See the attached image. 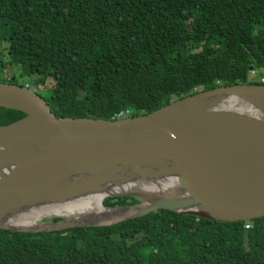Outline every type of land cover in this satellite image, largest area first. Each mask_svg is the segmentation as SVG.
<instances>
[{"label": "trees", "instance_id": "trees-1", "mask_svg": "<svg viewBox=\"0 0 264 264\" xmlns=\"http://www.w3.org/2000/svg\"><path fill=\"white\" fill-rule=\"evenodd\" d=\"M252 71L264 73V0H0V82L27 76L58 116L145 115L199 91L262 84ZM23 116L0 107V125ZM0 264H264V217L162 209L112 225L0 228Z\"/></svg>", "mask_w": 264, "mask_h": 264}, {"label": "water", "instance_id": "water-1", "mask_svg": "<svg viewBox=\"0 0 264 264\" xmlns=\"http://www.w3.org/2000/svg\"><path fill=\"white\" fill-rule=\"evenodd\" d=\"M262 91L264 84L220 86L174 100L145 115L104 120L58 116L36 89L0 82V107L25 113L0 125V218L18 206L60 201L99 167L124 160L134 161L131 166L137 168L135 162L145 156L180 175L183 181L176 197L104 225L162 209L226 223L262 218L264 108L253 101ZM226 94L243 96L258 119H243L233 113L219 116L213 111L203 115L180 108ZM125 195L143 199L133 194L115 196ZM141 204L105 206L119 209ZM0 228L24 232L58 229Z\"/></svg>", "mask_w": 264, "mask_h": 264}, {"label": "bare ground", "instance_id": "bare-ground-1", "mask_svg": "<svg viewBox=\"0 0 264 264\" xmlns=\"http://www.w3.org/2000/svg\"><path fill=\"white\" fill-rule=\"evenodd\" d=\"M226 95L220 99L218 96L188 103L180 108L195 113L213 108V113L219 116L233 113L243 119H258L252 113L249 101L236 95ZM223 99L227 101L223 103ZM253 101L257 106L264 108V91L255 95ZM133 162L118 160L106 167H99L77 190L60 201L18 206L0 218V225L26 230L104 225L127 216H136L155 204L176 197L183 179L174 169L160 164L150 156L137 160L135 162L137 168H132ZM116 194H133L142 197L145 202L135 207L106 208L105 198ZM177 209L181 210V207L178 206ZM44 217H62L64 221L55 224L50 221L45 222Z\"/></svg>", "mask_w": 264, "mask_h": 264}, {"label": "rangeland", "instance_id": "rangeland-1", "mask_svg": "<svg viewBox=\"0 0 264 264\" xmlns=\"http://www.w3.org/2000/svg\"><path fill=\"white\" fill-rule=\"evenodd\" d=\"M7 71V74L9 75V77L11 76V72L10 71H8V70H6ZM22 82H24V83H26V84H28V86L31 84V82L28 80V77L27 76H22V75H19V73H16L15 74ZM260 77H261V75H260V72H259V74H252L251 75V78H254L253 80H260ZM31 88H33V87H31ZM40 90H42L43 92V94L44 95H47V94H49V92L47 93L46 91H48V90H45V89H43V88H39ZM45 90V91H44ZM238 97H240V98H242V99H244L245 100V98L243 97V96H238ZM221 98V97H220ZM219 98V99H220ZM223 101V103H225L226 101H227V99H223L222 100ZM250 108H251V106L250 105H248ZM248 107V108H249ZM212 109L213 108H207L204 112H203V115L204 114H206L207 112H209V111H212ZM252 113L254 114L255 112H254V110H253V108H252ZM133 167H135V166H132V168ZM107 197H117V196H107ZM145 202V200L144 199H142V202L141 203H144ZM142 205V204H141ZM43 219H45L44 221L45 222H48V221H55V222H58L59 220H61L62 219V217H47V218H43ZM100 226V225H99ZM77 227V226H76ZM81 227H84V226H81ZM69 228H71V227H69ZM56 230H58V229H56Z\"/></svg>", "mask_w": 264, "mask_h": 264}, {"label": "clouds", "instance_id": "clouds-1", "mask_svg": "<svg viewBox=\"0 0 264 264\" xmlns=\"http://www.w3.org/2000/svg\"><path fill=\"white\" fill-rule=\"evenodd\" d=\"M259 74V72H257V71H252L251 72V75L252 74ZM5 75H6V77H8L9 78V75L7 74V72H5ZM251 75H250V77H251ZM260 75H261V77H260V80L259 81H261L262 82V84H264V82L262 81V78L264 77V73H260ZM254 78H251V80H253ZM8 83V82H7ZM25 86H28V85H25ZM30 87V86H29ZM199 92H201V91H199ZM198 93V92H197ZM196 93V94H197ZM121 117V116H120ZM122 118V117H121ZM250 221H252V220H250ZM250 221H247V222H250ZM78 227V226H77ZM67 229V228H66ZM62 230H64V229H62Z\"/></svg>", "mask_w": 264, "mask_h": 264}, {"label": "built area", "instance_id": "built-area-1", "mask_svg": "<svg viewBox=\"0 0 264 264\" xmlns=\"http://www.w3.org/2000/svg\"><path fill=\"white\" fill-rule=\"evenodd\" d=\"M262 81L264 82V77L262 78ZM119 116H121V115H119Z\"/></svg>", "mask_w": 264, "mask_h": 264}]
</instances>
